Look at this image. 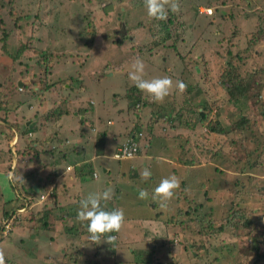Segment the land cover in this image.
Listing matches in <instances>:
<instances>
[{
    "label": "rangeland",
    "instance_id": "1",
    "mask_svg": "<svg viewBox=\"0 0 264 264\" xmlns=\"http://www.w3.org/2000/svg\"><path fill=\"white\" fill-rule=\"evenodd\" d=\"M179 3V13L168 14L173 37L161 44L157 43L161 35L156 33L161 22L147 16L143 0H0V37L2 30L9 35L6 50L20 43L24 46L11 60L0 39V217H5L2 210L14 215L8 220L11 232L0 242L5 264H88L94 252L99 264H264V256L242 250L247 249L242 242L250 238L247 230L232 225L227 216L237 208L241 215L258 217L264 225V169L240 172L236 161L251 150L264 156L258 143L264 138V0ZM200 7L211 8L212 13H198ZM136 58L145 62V79L168 76L174 84L183 81L187 92L173 91L165 103L134 110L128 71ZM225 64H230L233 75L247 89L235 102L228 100L224 85L232 87L224 75ZM201 100L206 106L204 120L193 130L177 122L171 129L168 118L175 111L180 110L182 121L193 119L190 113L186 117V109L199 111ZM156 104L161 106L158 110ZM89 106L103 120L111 118L109 129L120 125L127 131L140 129V154L118 161L110 156L115 149L103 153L101 163L93 168L95 179L84 174V180L78 179L81 187L70 184L67 191L65 173L55 182V195L48 191L50 187L40 189L42 199L33 191L27 198L36 203L26 211L18 209L25 206H20L23 201L10 186L11 180L20 183L22 190V184L30 186L42 178L51 185L52 175L44 178L42 174L45 166L60 171L59 165L62 169L72 165L71 175L80 169L59 131L68 128L73 110L82 114ZM135 112L141 113V120L136 121ZM147 114L152 118L165 115V122L155 125V136L147 132L154 121L145 120ZM242 115L251 129L244 136L242 131L210 132L205 124L218 119L227 125ZM79 122L76 115L74 123ZM81 129L90 131L88 123L75 131ZM88 135L94 138L95 132ZM118 135L116 140L124 134ZM230 138L237 143L231 145ZM178 151L180 165L168 164ZM52 152L63 156L57 154L48 164L43 157L51 158ZM191 158L196 163L186 166L185 159ZM146 167L152 175L144 181L141 172ZM172 175L179 179V188L161 207L151 200V193ZM106 189L113 192L107 208H122L125 221L114 241L108 243L104 237L96 244L89 239L86 226L76 221V210L89 194ZM139 189H146L149 199H138ZM194 203L201 208L186 217L185 211ZM45 209L52 219L47 218L48 227L42 229L39 219ZM202 210L210 211L208 217L214 227L222 225L220 231L203 225L198 233L193 228L191 220ZM17 213H21L19 218H15ZM261 243L258 252L264 253ZM175 244L178 251H170Z\"/></svg>",
    "mask_w": 264,
    "mask_h": 264
},
{
    "label": "trees",
    "instance_id": "2",
    "mask_svg": "<svg viewBox=\"0 0 264 264\" xmlns=\"http://www.w3.org/2000/svg\"><path fill=\"white\" fill-rule=\"evenodd\" d=\"M17 18L18 17H16V18L14 17V19H17ZM165 21L166 22L160 21L161 22L160 26H158V29L156 31V33L161 35L159 37L157 43L159 42V43L162 44L167 39L173 37L172 34H171V31H170V28H169V24H171L170 18L167 17V20H165ZM1 33H3V35L0 37V39L2 40V43H3L1 45V47H2L3 51L7 52L8 55H11V60H14V55L15 56L18 55L19 52L21 51V49L24 47L22 45L23 43H20L17 47H15L12 51L9 52L5 48L9 35H8L7 31H5V30H2ZM174 38H175V36H174ZM157 43H155V44H157ZM224 71H225L224 75L227 78V81L231 82V85H232V87L229 88V86L226 83L224 84V82H223V84L226 85V91H227L228 100H230L232 102H235L239 97L244 95V93L247 91V89L245 88V86L242 83L238 82L237 79H239V78L235 77V75H233V73L230 70V64H225V70ZM132 88H133V91L129 95H130V98H131L130 101L132 103L131 106L134 107V110H136L139 107H142V106H144L146 104L147 105L152 104L151 101L145 100L143 98V94L135 86H133ZM201 102H202V100H201ZM138 105H139V107H138ZM157 105L158 104H156V106H155L156 108L157 107H161L160 105H158V106ZM205 107L206 106H205V103L203 101L201 103L200 107H199V108H201L199 111L198 110L197 111H193V110L187 108L186 109L187 110L186 111V117L190 113V114L194 115V118L193 119L183 120V121H182L183 118H181L180 110L178 109L177 111H175V113H173L172 116H170L168 118L169 126L174 127L175 126L174 123L177 122V124L179 126L180 125H184L186 129L193 130L195 125H196V123L201 122L202 120L205 119ZM183 108H185V107H183ZM154 117H155V114H154ZM159 118H160V116H156L157 120H159ZM205 124L207 126V129L210 132H214V133H217V134H219V133L229 134L231 131H239V132L242 131V136H244L246 134V132H251V129L247 125V119H246V117L244 115L239 116L235 121H232V122H230L227 125H223L222 122H220L218 119H214L212 122L207 121V122H205ZM11 129L12 128H10V130ZM12 135H13V133H10V135H7V136L11 138ZM253 138H254V140L256 139L255 136H253ZM134 139H136V134H135ZM229 143L231 145H233V144H236L237 141L235 139L230 138L229 139ZM253 143H254V145L257 146V144H256L257 142L253 141ZM258 143L260 144L261 153L264 154V138H263V141L258 142ZM239 147H241L244 150L243 146H241L240 144H239ZM212 156H210L209 158L212 159ZM216 157L218 158V156H216ZM118 161H120V160H118ZM236 161L240 163L239 168H238V170L240 172H244L245 170L248 171V170H252V169H264V156H261L260 153H258L257 155L254 154L253 150L245 152V154L243 155L242 159L241 158H237ZM185 163H186V166H192L194 163H196V161H194V159H192V158L191 159H185ZM93 165L95 166V165H99V164L95 163ZM82 169H83V167H80V169H78V171H81ZM91 171H93L92 166H91V169H89V166H88V171L87 172L89 174H91ZM50 179H51V184H52L53 177H51ZM11 181H10V184H11L10 186L12 187L13 191H15V193L17 192V194H18V195L16 194L17 197L19 196L20 200L23 201V202L20 203L21 205L20 204L19 205L23 206V204H24V206H25L24 209L26 211L28 206L32 205L31 199L27 198V197H30L29 195H31L34 190H33V188H31V186H25L23 184H22L23 189L21 190L20 183L15 182V184H13V181H15V179L11 180ZM23 182H25V181H23ZM47 187H50V194H53V192L55 193L54 185H50V184L46 185L45 183H43V184L40 185L39 189L46 190ZM18 190H20L21 193H19ZM22 193H23L24 196H22ZM0 197H2L1 194H0ZM204 198H206V196ZM1 200H2L3 205H5L6 202H5L4 198H2ZM102 206H104L105 209L109 211V209L107 208L108 206L106 205V202L102 201ZM190 207H188L187 210L185 211L186 217H189V218H190L189 215L192 214V213L194 214L195 212H197L198 209L201 208V205L199 203H194V207L193 208L192 207L190 208ZM19 208H22V207H18V209ZM188 210L191 211V212H189ZM10 213H11L10 210L9 211L2 210V214L5 215V217L1 216L0 222H1L2 219H5V218H8V220L12 221V219L14 218V215L12 214V216H11ZM209 213H210V211L206 212V211L202 210L200 213H197L198 216H199V214H201L200 218H198V216H196V217H194L191 220L192 222H194V225H192L193 228L198 233H202L201 229L203 228V225H205V228L207 230H212L214 232L220 231V228L222 227V225H220L219 227H214L212 222H211L212 219H209L210 217H208ZM20 214L21 213H17L15 218H19L18 216H21ZM194 215H196V214H194ZM229 215H230V219H232L231 224L234 225V226H237L238 228H241V229H245L246 228L245 230H247L246 231L247 237H250L252 239L251 242H250V238H248V239H246V240H244L242 242V244L247 247V249H242V250H244L246 253H249L250 255H252L253 253L256 256L259 255V254H257V253H259L258 252V250H259L258 243L264 242L263 232L261 231V227L263 226L262 225L263 223L258 220V217L253 219V218L241 215V210H239L237 208H233L232 211L230 213H228L227 216H229ZM47 218H48V220L52 219L51 218V212L49 211V209L42 210L41 218L39 219L40 228L43 229V228L48 227ZM189 218H188V220H189ZM240 218H241V221H240ZM188 220H186L185 223H187ZM10 224H11V222H10ZM80 224L83 225V227H85L83 223L80 222ZM14 226L15 225H13L12 230H13ZM255 226H258V227H255ZM186 227H187V225H186ZM10 228L11 227H9V230H10ZM250 230H251V233L249 232ZM183 231H188V229L187 228L183 229ZM10 232H11V230H10ZM114 234L115 233H112L111 235L114 236ZM4 237H7V236L3 235L2 231H1L0 232V242L2 241V239ZM92 243H94V242H92ZM246 243H250V245L248 246V245H246ZM169 249L172 252H174V251L177 252L178 251L177 250L178 249V245L175 244L174 246H171ZM221 249H222V247H219V250H221ZM94 253L95 254L89 258V260H92V261H90L88 264H99V260L97 258V253L96 252H94ZM80 254H81V252L79 251L77 253V256H80ZM73 258H75V257L73 256ZM257 260L258 259H256V261ZM257 263H258V261H257ZM156 264H160V262H157ZM169 264H170V262H169Z\"/></svg>",
    "mask_w": 264,
    "mask_h": 264
},
{
    "label": "clouds",
    "instance_id": "3",
    "mask_svg": "<svg viewBox=\"0 0 264 264\" xmlns=\"http://www.w3.org/2000/svg\"><path fill=\"white\" fill-rule=\"evenodd\" d=\"M143 3L147 16L156 21H165L169 12L179 13L180 11L179 0H143ZM207 9L210 11L206 12ZM201 12L211 14L212 9L200 7L198 13ZM145 68V62L140 58H136L128 71V79L132 82L133 86L149 97L153 103H163L173 91H178L179 93L186 91L187 85L183 81L177 80L174 84L173 80L168 76L145 79ZM151 175V171L146 167L141 172V179L147 181ZM179 185L180 181L174 175L163 178L153 189L150 198L153 201L159 202L161 207H166L167 202L174 197ZM48 191L50 192V189ZM40 195H43V193L37 196L40 197ZM112 195V190L106 189L100 193L89 194L87 198L79 202L80 207L77 211L76 219L86 226L89 239L96 244L104 241L102 240L104 237H107L106 242L108 243L114 241L115 235L112 236L111 234L118 233L125 221V214L122 208L108 211L102 206V201L107 202L111 200ZM138 199H149V192L146 189H139ZM21 210L23 211L24 207ZM1 231L2 228L0 227ZM2 234L5 235L4 233ZM0 264H5V252L3 249H0Z\"/></svg>",
    "mask_w": 264,
    "mask_h": 264
},
{
    "label": "crops",
    "instance_id": "4",
    "mask_svg": "<svg viewBox=\"0 0 264 264\" xmlns=\"http://www.w3.org/2000/svg\"><path fill=\"white\" fill-rule=\"evenodd\" d=\"M143 96H144L143 98L145 100H148L145 95H143ZM89 103H92V102L90 101ZM153 105H154V103L152 102V104L147 105V107H149V106L152 107ZM88 109H89L88 111H84L82 114H77L78 111L73 110V112L75 111V114H71L73 119L68 120L69 121L68 128L66 130L61 129L59 131V135L62 134V136L66 138V140L64 142L66 144H70L69 146H70L71 154H75V158L73 160H76L78 165H80V167H83V169L81 171L75 170L74 173L72 172L73 175H71V171L73 169V166L72 165L69 166L68 164L65 165L64 169H62V165H59L58 169H60V171H57V169H55V168H52L50 170L49 166H45L41 169L43 171L42 174L44 175L43 176L44 178L46 177V174L48 176H49V174L52 175L51 177H53V181H52L53 184H51V185H54V190L56 188L55 182L59 181L60 178H62L65 173H68V177H67L68 184H67V187L64 186V188H66L67 191L70 190V189H68V186H70V184L72 187H74V186H80L81 187V182L78 181V179L84 180L86 177V176H84V174H89L87 172L88 166H89V169H91V166L93 169L94 168L93 164L101 163V160H100L101 158L99 159V157H102L103 153H107L110 150L113 151L122 141H124V138H126L128 135L129 136L134 135V137H135V134H137L138 132L141 131L140 129H137V130L130 129L129 131H127L126 130L127 128H125V129L122 128L123 129L122 130L121 129L122 125H120L119 127L115 128V129H109L108 126L112 125V123H113L111 118L110 119L106 118L105 120H103V118L101 116H99V114L97 112H95V110H94V108H92V106H91V108L89 106ZM156 109L158 110L159 107H157ZM159 113H160V111H159ZM76 115L78 118H80L81 123L80 122L74 123V118L76 117ZM140 115H141V113L135 112L134 117H135L136 121L141 120ZM156 116H158V115H155V117L152 118V116L147 114V118L145 119L147 121H152V119L154 120L153 122H151L150 128L147 131L150 134L152 133L153 136H155L154 135L155 134V129H154L155 125L160 121L165 122L162 120L163 118H165V115H162L159 118L160 120H157ZM84 123H88L90 131H85V130L81 129V131L76 132L75 130L77 128L82 127ZM146 127H147V125H146ZM172 128L173 127H171V129ZM68 131H70V132H68ZM89 132H95V137L93 138V137L89 136L88 135ZM78 133L81 134V136H79ZM118 134H124L123 138L116 140V137L119 136ZM70 136L73 138L70 139ZM164 136L166 137V135H164ZM159 137H161V135H159ZM165 137H164V139H165ZM136 141H137L138 147H139V145L141 143V137H136ZM149 145H151V144L148 143L147 147H149ZM60 146H65V145L58 144V147H60ZM52 148L54 149L55 147L52 146ZM59 149H61V148H59ZM139 151H140V147L138 148V151L135 155L140 154ZM57 154L63 156L62 153H60V152ZM57 154L55 152H52L51 158H49V157H43V158H46V163L51 164L53 162V160L56 159ZM142 157L146 159V158H149L150 155L142 156ZM180 157H181L180 151L175 152L173 154L172 161H168L167 163L172 164L173 166H175V165L178 166L181 163L180 161H182L180 159ZM93 158L95 159L94 162H92ZM179 159H180V161H179ZM142 162H143V165L145 166L146 162L145 161H142ZM66 166H68L70 168L66 169ZM76 167L77 166H75V168ZM127 168H130L129 165ZM122 170H124V169H122ZM103 171L105 173L109 172V170L107 168H103ZM172 171H174L173 167H172ZM89 175L93 179L96 178V174L94 171H91V174H89ZM45 180L46 179L42 178V179H39L35 182L30 183L29 185L32 187L33 186L37 187V190H34V189L33 190L38 191L37 193L40 194L39 187L41 184H43L45 182ZM55 192H56V190H55ZM53 195H55L54 192H53ZM76 211H78V210H76ZM76 221L79 222L78 220H76ZM258 254L260 257L264 256V253L259 252Z\"/></svg>",
    "mask_w": 264,
    "mask_h": 264
},
{
    "label": "built area",
    "instance_id": "5",
    "mask_svg": "<svg viewBox=\"0 0 264 264\" xmlns=\"http://www.w3.org/2000/svg\"><path fill=\"white\" fill-rule=\"evenodd\" d=\"M210 10L207 9L206 12ZM139 134V132L137 133ZM136 134V137H137ZM138 143L136 139H134V135L128 136L125 138L123 142H121L115 150L112 152L111 157L116 160H128L135 156L138 151ZM69 167H66L68 169ZM49 190V189H48ZM44 195H40V198H43ZM9 221L8 218L2 219L0 227L2 228V233H6L9 230ZM10 224V223H9Z\"/></svg>",
    "mask_w": 264,
    "mask_h": 264
},
{
    "label": "water",
    "instance_id": "6",
    "mask_svg": "<svg viewBox=\"0 0 264 264\" xmlns=\"http://www.w3.org/2000/svg\"><path fill=\"white\" fill-rule=\"evenodd\" d=\"M18 84H20V83H18ZM32 188H33L34 190H37V187H35V186H33Z\"/></svg>",
    "mask_w": 264,
    "mask_h": 264
}]
</instances>
